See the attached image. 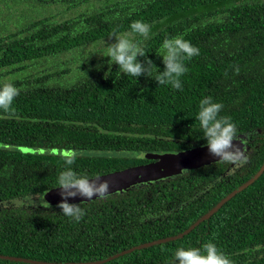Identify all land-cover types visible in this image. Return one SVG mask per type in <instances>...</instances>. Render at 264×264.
<instances>
[{"label": "trees", "instance_id": "1", "mask_svg": "<svg viewBox=\"0 0 264 264\" xmlns=\"http://www.w3.org/2000/svg\"><path fill=\"white\" fill-rule=\"evenodd\" d=\"M0 3L32 15L29 22L0 36V81L8 77L20 89L11 114L0 112V264H169L176 248H200L208 242L232 264H264V171L182 238L134 248L177 236L200 220L253 177L264 147L252 169L222 178L203 199L181 209L177 204L194 188H204L224 172L222 163L140 184L103 200L76 203L85 211L79 223L60 215L57 205L30 201L56 187L57 171L68 152L77 171L104 175L147 163L148 152L205 145L195 120L203 96L223 104L220 115L231 117L237 136L252 133L262 139L264 0ZM134 20L151 25L149 38L133 39L141 40L145 56L161 71L162 57L156 52L164 38L183 35L199 49V55L185 61L182 90L144 76L137 81L120 77L116 65L106 76L108 65L78 84L58 88L46 80L65 72L34 78L23 73L30 64L36 68L42 61L128 31ZM20 199L29 201L18 207L9 204Z\"/></svg>", "mask_w": 264, "mask_h": 264}, {"label": "clouds", "instance_id": "2", "mask_svg": "<svg viewBox=\"0 0 264 264\" xmlns=\"http://www.w3.org/2000/svg\"><path fill=\"white\" fill-rule=\"evenodd\" d=\"M222 22L220 17L214 18ZM151 25L142 20H134L129 30L115 33L114 42L104 41L102 57L107 58L109 71L116 65L119 76L136 79L144 76L153 79L157 85H170L171 88L182 90L181 77L186 73L185 61L199 55V49L185 39L183 35L166 37L161 42L156 54L162 57L164 65L161 71L145 56V50L140 37L147 39L150 36ZM138 57L144 58L142 61ZM234 71H239L235 68ZM20 89L12 82L0 81V112L11 114L13 101L19 95ZM223 104L214 101L211 96H203L198 101V110L195 120L198 121L203 140L208 152L217 158L216 163H226L233 166L246 163L247 156L234 141L238 140L237 126L231 117L220 115ZM64 162L55 177L56 187L60 190L61 201L57 207L60 215L68 218L69 222L79 223L85 216L81 204L69 203L70 198L81 197L91 201L105 199L109 194L107 180L100 179V173L89 174L77 171L74 167V155L68 152L63 158ZM169 264H232V261L220 251L213 242L204 243L200 248L178 247L173 253Z\"/></svg>", "mask_w": 264, "mask_h": 264}, {"label": "water", "instance_id": "3", "mask_svg": "<svg viewBox=\"0 0 264 264\" xmlns=\"http://www.w3.org/2000/svg\"><path fill=\"white\" fill-rule=\"evenodd\" d=\"M242 136L238 137L237 141L234 143L241 144L243 148ZM145 158L150 162L145 164L136 165L133 167L125 168L119 171L107 173L100 175L101 180H107L109 184V194H114L117 192L126 191L134 188L137 185L150 183L158 181L165 178H170L184 173L189 172L190 170L198 169L204 166H207L211 163L216 162L217 158L209 154L208 149L205 145L196 146L184 151H174V152H159V153H149L146 154ZM264 171V164L261 169L256 173L255 177L247 181L244 185L239 187V191L244 190L250 184H252L255 179H257ZM238 191H233L231 194L223 198L215 207H213L208 213L204 214L200 220L192 224L187 230L183 233L172 236L165 239H160L154 242H148L141 244L136 249H142L149 247L155 243H162L169 240H175L182 238L185 234L190 233L195 226H197L201 221L209 219L214 213H216L219 208H221L226 201L230 200L233 196L237 194ZM39 200H42L47 206H55L61 201L60 190L58 188L51 189L37 198L30 199L31 202L37 203ZM95 200V197H93ZM29 201L28 199H20L16 201H9L14 207L21 206L24 202ZM92 201V200H91ZM89 202L83 200L81 197L70 198L69 203H83ZM2 205H6L3 203ZM133 251V248H130L128 252ZM125 252H122L124 254ZM17 261L26 262L27 260L17 258ZM79 264H90V263H79Z\"/></svg>", "mask_w": 264, "mask_h": 264}, {"label": "flooded vegetation", "instance_id": "4", "mask_svg": "<svg viewBox=\"0 0 264 264\" xmlns=\"http://www.w3.org/2000/svg\"><path fill=\"white\" fill-rule=\"evenodd\" d=\"M105 42L106 43L114 42V37H112L111 39L109 37L107 40H105ZM102 43H104V41L103 42H98V43H95V44H92V45H89V46L92 47V46H96V45H99V44H102ZM89 46H86V47L82 48L81 50L86 49ZM79 51L76 50V51L68 53L65 56V57H67V59H65L64 56L61 57V59H65V60H63V63L60 66L55 64V61L60 59L59 57H57V58H52L51 60L42 61L36 68L33 65L30 64L29 66L25 67V70L23 71V73H24L25 76H29L30 75L32 78H34V77L47 76L49 74H55V73H53V72H57L55 70H58V72H65V74H62V75L55 74L54 76H52L50 78H47V80H46V82L48 83L49 86L58 88V87H61L63 85L78 84V83L82 82L83 81L82 79L85 78L86 76H90V77L94 76L98 71H100V67H102L104 65L107 66V63L105 61V57H101L98 61L95 60V59L91 60V61H87L85 63H82V62L79 61L78 66H75L74 68H72L71 64H70L72 56H68V55H72V54H74V52H79ZM100 63H102V64H100ZM83 65H86L87 69L83 70V68H82ZM72 69L78 70V72H75V73L72 74L71 73ZM66 70H68V72H66ZM5 80L7 81L8 77L5 78ZM258 133H260V131H258ZM252 135H253L252 133H247V134H242V135H238L237 136V137L242 136L241 140H242V143H243V150H244V152H245V154L247 156L246 163H244L242 165H237V166H233L231 164L222 163L225 166L224 167V172L221 173L219 175V177H217V179H212L210 184L205 186L204 188H199V189H195L194 188L191 191L192 194L189 195V198L187 200H185L184 203L177 204L179 206L178 209L179 208L181 209L182 205H187L189 202H196L198 200L203 199L204 194L208 193L211 188H214L215 182H219L222 178L229 177L232 174H234L235 172H237V171H239V170H241L243 168H245L248 171L250 169H252L253 162L259 156L257 154V152H261L263 150L262 148L264 147V136L261 137L262 139H254L252 137ZM150 153H153V152H150ZM163 153H167V152L164 151ZM146 154H149V152L144 154V158H145ZM147 161L150 162L149 160H147ZM211 164H216V162L211 163ZM211 164H209V165H211ZM263 164H264V159H263L260 167L256 171V173L261 169ZM256 173H254L253 177L247 179V181H249L250 179L254 178ZM171 178H174V177H171ZM171 178H165V179L168 180V179H171ZM247 181H245L244 183L238 185V187L236 189H234L233 191L241 192V191H239V187L244 185ZM248 187H246V188H248ZM233 191H231L229 194H231ZM176 209H177V207H176Z\"/></svg>", "mask_w": 264, "mask_h": 264}, {"label": "rangeland", "instance_id": "5", "mask_svg": "<svg viewBox=\"0 0 264 264\" xmlns=\"http://www.w3.org/2000/svg\"><path fill=\"white\" fill-rule=\"evenodd\" d=\"M37 16H39V14H36V17ZM30 19H32V15L30 13L23 15L16 7L0 3V36L6 35L10 31H15L19 27V23H27ZM103 50L104 43L92 47L89 46L86 49L74 52L72 55H68L72 56L70 61L71 67L74 68L75 66H78L79 61L82 63L94 59L98 61L102 57L101 55L103 54ZM64 58L67 59V57ZM65 59L60 58L55 61V64L60 66ZM74 70L75 69H72V74L78 72V70ZM20 149L22 151H28L26 148Z\"/></svg>", "mask_w": 264, "mask_h": 264}, {"label": "snow or ice", "instance_id": "6", "mask_svg": "<svg viewBox=\"0 0 264 264\" xmlns=\"http://www.w3.org/2000/svg\"><path fill=\"white\" fill-rule=\"evenodd\" d=\"M65 155H67V153Z\"/></svg>", "mask_w": 264, "mask_h": 264}]
</instances>
